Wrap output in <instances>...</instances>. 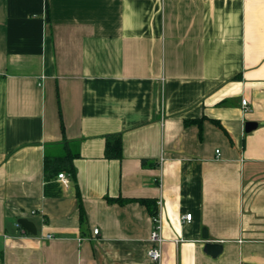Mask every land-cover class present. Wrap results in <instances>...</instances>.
<instances>
[{"label":"crops","instance_id":"0c3cea01","mask_svg":"<svg viewBox=\"0 0 264 264\" xmlns=\"http://www.w3.org/2000/svg\"><path fill=\"white\" fill-rule=\"evenodd\" d=\"M160 196L161 264H264V0H0V264H158Z\"/></svg>","mask_w":264,"mask_h":264},{"label":"trees","instance_id":"16d2710c","mask_svg":"<svg viewBox=\"0 0 264 264\" xmlns=\"http://www.w3.org/2000/svg\"><path fill=\"white\" fill-rule=\"evenodd\" d=\"M216 124H219L218 120H213ZM201 125V122H200ZM62 131H65V127L63 122H61ZM121 137L120 135H114L109 138L108 140V155L112 157H120L121 156ZM78 154L73 153L69 148H66L65 151L61 154L54 155V156H45V171L49 172H60V171H67L70 175L74 174V159ZM108 200L111 202H118L124 204L132 199L124 198L122 196L119 197H108ZM142 203H144L148 209L150 210L151 214L154 215L157 212V200L150 199V198H143L139 199Z\"/></svg>","mask_w":264,"mask_h":264},{"label":"built area","instance_id":"2783aa9c","mask_svg":"<svg viewBox=\"0 0 264 264\" xmlns=\"http://www.w3.org/2000/svg\"><path fill=\"white\" fill-rule=\"evenodd\" d=\"M242 102H243V105L245 106L244 110L245 111L248 110L247 99H243ZM217 153L219 154L220 151L217 150ZM163 160H164V158H161V165H162ZM58 178H59V180H61L65 184L70 183V177L65 172L59 173ZM160 185H161V183H160ZM161 207H162V198L160 196L157 199V212H156V214L152 215L153 230H152L151 236H150L151 245L148 249L149 258L158 264H161V262H162V258H163V249L162 248H163V243L165 241V238L163 236V220H162ZM37 212H38V210H32L31 211V213L33 215H36ZM183 219L191 221L192 214L189 213V214L184 215ZM16 226L20 229L22 228L20 223H17ZM98 231H99L98 229H95L94 233L97 234ZM47 237L51 238L52 235L48 234Z\"/></svg>","mask_w":264,"mask_h":264},{"label":"water","instance_id":"95a60500","mask_svg":"<svg viewBox=\"0 0 264 264\" xmlns=\"http://www.w3.org/2000/svg\"><path fill=\"white\" fill-rule=\"evenodd\" d=\"M252 125L255 126V124L253 122H248L246 124V130L247 131H250L252 130ZM19 222L21 223V225L27 230L29 231L30 233L32 234H37V228H36V225L34 222L26 219V218H21L19 220ZM221 248V245L218 244V243H212V242H208L207 243V249L208 251H211L214 255L215 253H217V251ZM215 251V253L213 252Z\"/></svg>","mask_w":264,"mask_h":264},{"label":"rangeland","instance_id":"374dc122","mask_svg":"<svg viewBox=\"0 0 264 264\" xmlns=\"http://www.w3.org/2000/svg\"><path fill=\"white\" fill-rule=\"evenodd\" d=\"M39 227V226H38Z\"/></svg>","mask_w":264,"mask_h":264}]
</instances>
